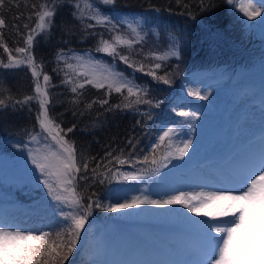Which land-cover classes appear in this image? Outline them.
<instances>
[{
  "label": "snow or ice",
  "instance_id": "1",
  "mask_svg": "<svg viewBox=\"0 0 264 264\" xmlns=\"http://www.w3.org/2000/svg\"><path fill=\"white\" fill-rule=\"evenodd\" d=\"M59 0H48L46 3L32 5L34 11L29 14L36 17L34 27L29 23L23 25L27 35L19 32V26L13 24L17 34L23 36V47H15L13 50L5 42L3 33H0V48L8 54V62L0 60V67L6 69L21 68L26 66L31 72L32 91L24 93L22 98L11 94L0 83V110L9 106L20 110L26 106L31 111V102L38 101L39 112L37 122L41 132L32 135L28 133L30 143L35 142L36 147L28 149V159L35 171L39 173V184L47 190V195L53 202L48 207L59 215L61 225L58 230H42L39 228H20L12 224L4 217H0V264H65V261L78 249V242L82 240L86 231V223L92 215L93 209H101L107 213L120 212L123 210L140 208L143 205H151L157 208L180 207L186 213L194 217L206 219H192L185 214L186 221L191 231L195 232L199 241L195 245L186 243V250L194 251L196 260L191 264H264V150L259 153H251L244 160L233 162L228 165L222 175L215 179L206 180L208 187L196 191H177L164 199H149L146 196H133L125 199L123 203L102 204L94 199L95 192L91 189L94 185H103L111 179L122 181H140L145 177L130 171H120V166L128 164L135 167L138 163L156 165L150 169L153 174H159L160 167L156 159L157 148L167 139L163 160L170 161L172 158L183 159L188 153L191 141L182 142L181 145L172 144L174 128H167L158 135L156 142L151 147V160L148 155L143 159L132 160L135 154L138 140L135 136L127 139L126 147L130 149L127 154L125 148H112L109 146L103 156H86L80 153L75 146V141L68 138L77 127L75 123L71 127H61L63 120L50 115L49 105L52 103L50 88H55L51 77L42 71V62L37 63L34 47L38 44L37 36L43 34L51 37V29L54 27L56 5ZM113 9L119 0H99ZM179 2V0H178ZM229 5L234 6L249 21L261 17L259 21L264 24V0H227ZM8 5L20 7L18 0H8ZM6 7L5 0H0V12ZM27 7V0H25ZM73 19L79 22L84 37L93 38L99 35L96 51L119 61L133 70L143 72L144 62L133 59V55H140L136 45H142L144 37L139 20H119L111 17L98 7L95 0H75ZM213 0H200L202 11L210 10ZM14 19L19 20L16 16ZM116 19L117 23L112 21ZM94 21L95 23H92ZM6 20L0 15V29L6 27ZM97 27L105 28L109 38L104 33L97 34L89 29ZM69 37L75 34V26H65ZM68 41H65L67 43ZM142 51V50H141ZM177 45L173 44L163 56L155 55L157 61L165 60L168 56H177ZM57 67L53 71L63 73L61 84L70 86L68 90L73 94L68 103L72 106L66 109L71 111L72 116H83L85 111H90L93 105L99 103L101 108L108 105L105 111L115 109L133 110L141 116L151 118L150 112H140V105L149 108L159 107V102L149 99L147 88L138 84L134 78L118 70L113 64L102 59L95 58L91 52L78 55L69 50L68 53L58 51L56 55ZM144 59H148L147 56ZM63 64V67L60 64ZM161 68L160 63H155L153 69ZM153 80L165 85L170 84L169 74L159 75L155 70L146 72ZM42 77V81H41ZM90 85L96 89H103L105 96L112 93L120 94L123 98L121 104L111 105L107 98L85 102L81 99L85 95L84 89ZM126 93V95H125ZM199 100H207V95L199 92L188 93ZM84 108L81 109L80 105ZM175 115L185 121L196 118L195 112L174 110ZM63 113H61V116ZM137 125L143 123L137 120ZM39 138V139H38ZM264 145V139L261 140ZM85 193H88L85 195ZM193 220L195 221L193 223ZM109 243L105 237L94 241L92 264H101V257L108 254ZM189 264V262H184Z\"/></svg>",
  "mask_w": 264,
  "mask_h": 264
},
{
  "label": "trees",
  "instance_id": "2",
  "mask_svg": "<svg viewBox=\"0 0 264 264\" xmlns=\"http://www.w3.org/2000/svg\"><path fill=\"white\" fill-rule=\"evenodd\" d=\"M20 7L8 5V0H5L6 7L0 12V15L6 20V27L0 29L3 33L5 42L13 50L15 47H23V36L17 34V29L12 25L19 26V32L27 35V30L23 25L29 23L30 27H34L36 17L33 15L32 20L29 21L28 16L34 11L32 5L46 3L48 0H27V7H25V0H18ZM96 4L103 12L111 17H118L119 20H139L144 31L162 35L163 33L178 43H182L186 49H191L190 53H194L195 62L194 68L198 71H212L221 66L223 62H228L229 59H239L246 63L247 66H252L259 57H250V52L261 48L262 41L260 38L252 37L251 44L244 46L237 50L240 40L232 38L225 33L224 23L228 12L227 0H213V7L210 10L202 11L200 8V0H119L118 4L113 9L111 6L103 5L99 0H95ZM75 0H59L56 5L57 11L54 17L55 24L51 29V37L41 34L37 36L38 44L34 47V54L37 63L42 62V71L46 72L51 77L52 84L55 88H50L52 93V103L49 105L50 115L54 116L57 121L63 120L61 127H71L73 123L77 125L72 133L68 134V138L75 141V146L78 151L86 156H103L105 150L111 146L112 148H125V153L130 150L126 147L127 139L135 136L138 140L135 154L132 160H142V154L148 151L151 132L154 131L156 120L150 122L146 116H141L139 112L133 110L115 109L111 112L105 111L108 105L101 108L99 103L93 105L90 111H85L83 116L73 117L71 111L66 109L72 106L68 103L72 97V93L68 90L70 86L61 84L63 73L53 71L57 67L56 55L58 51L68 53L73 50L75 54L83 55L87 52L95 58L104 60L105 62L113 64L118 70L127 74V66L119 61V58L113 60L107 55L97 52V37H84L78 21L73 19L72 13L75 11ZM19 16L16 20L14 17ZM113 23H117L114 19ZM92 23H95L92 21ZM227 23V22H226ZM75 26V34L69 37L65 31V26ZM89 32L95 31L97 34L104 33L105 38H109V33L105 28L97 27L89 29ZM182 36H184L182 38ZM65 41H68L65 43ZM219 41V42H217ZM192 55V57H193ZM0 60L4 63L8 62V54L0 48ZM63 67V64H60ZM188 71V70H187ZM188 71L187 74H189ZM42 79V77H41ZM33 77L26 66L21 68L6 69L0 67V83L7 89H10L11 94L18 98H22L24 93L35 94L32 91ZM85 95L81 97L85 102L92 100L99 101L107 98L109 104H121L123 98L120 94L112 93L110 96H105L103 89H96L90 85H86L83 90ZM173 103H184L186 98L178 93L170 98ZM31 111L26 106L23 110L17 105L13 110L11 106L0 110V149H8L10 146L22 145L30 138L28 133L35 135L39 133L40 127L37 122V114L39 112L38 101L31 102ZM83 109L84 105L81 104ZM140 112H143L140 109ZM61 113L63 115L61 116ZM137 120H142L143 123L137 125ZM180 143V142H179ZM176 142V145H181ZM147 147V149H145ZM1 153V152H0ZM174 165L181 162L179 158H173ZM156 167L151 163H138L135 167H130L127 163L120 166V171L135 172L138 175L145 177L140 181H122L118 179H111L106 181L103 185L96 184L91 191L95 192L94 199H98L100 203L105 204L108 200L120 197L129 188L134 186L140 187L145 185L148 180H153V174L150 169ZM158 185L165 184V175L157 177ZM152 186V185H150ZM151 188V187H150ZM88 193H85L87 195ZM52 202L46 196H43L40 190L24 189L22 187L4 185L0 182V217H4L10 223L29 224L32 221L36 222L41 216L47 218L52 223L60 222L53 209L48 206ZM92 211V219L89 222H97L100 218ZM40 225H46L42 222ZM86 226V229L93 226ZM113 226L106 224L102 226L103 237L107 238L108 242H113V246L117 244H126L127 250H131L130 246L139 247L137 234H133L124 226L112 229ZM141 229V230H140ZM155 229L152 225L142 224L139 226V232L149 236ZM76 250L74 256L70 258L66 264H92V260L85 263V258L93 252L92 245L84 246ZM132 255V254H131Z\"/></svg>",
  "mask_w": 264,
  "mask_h": 264
},
{
  "label": "rangeland",
  "instance_id": "3",
  "mask_svg": "<svg viewBox=\"0 0 264 264\" xmlns=\"http://www.w3.org/2000/svg\"><path fill=\"white\" fill-rule=\"evenodd\" d=\"M253 2L258 3V0H253ZM226 11L228 12V16L226 17V21L224 23L225 33L232 38L240 40V45L236 48L237 50H240L244 46H248L251 44L250 39L252 37L264 32V24L259 22L261 17H256L255 20L249 21L232 5H228ZM262 16H264V13H262ZM256 20L258 21L257 23ZM141 35L144 37L142 45L135 46L137 51L140 52V55L136 56L134 54L133 59L142 60L144 62V71L133 72V70L130 68L126 69L129 78H134L138 84L148 89V98L152 99L154 102H159V107L149 108L147 105L139 106V109H141L143 112L151 113V118L146 117L147 120L150 119V122L156 120L154 121V131L151 132L150 139L148 140V151L142 154V158L144 155H148L149 160H151V147L156 142L158 135L162 134V132L167 130V128L175 129L171 142L173 145H176V131L179 126L185 122V120L176 116L174 110L184 111V107L181 103H173L170 98L174 97V95L177 93L179 95H187L189 91L194 92V84L191 82V79L188 78L186 73L191 66L193 58H195V55H193V52L190 53L191 49H186L182 43L174 42L166 33L157 35L154 32L150 33L149 31L143 30ZM183 37L184 36H182V38ZM173 44L177 45V50L179 53L178 57L168 56L167 59L161 61L154 59L155 55L163 56L166 52H168L169 48ZM145 56H147L148 59L145 60ZM155 63H160L161 68L153 69V65ZM150 70H155L161 76L165 75L166 73L169 74L168 78L171 80V83L165 85L153 80L151 76L146 75V72ZM224 89L226 90V87ZM212 92L217 96L216 100L226 97L224 92H221L216 88H213ZM251 108L252 107H249V109ZM215 116L218 117L217 114ZM236 119L237 118L235 114H231L230 112L223 109V111L219 114L218 119V127L220 124L224 125L222 129H219L220 134L225 135L233 132L235 130L234 124L236 123ZM249 122L250 120L247 119L246 126L249 124ZM215 124H217V121H215ZM249 131L250 130H248V132ZM206 135H208V132L204 133L203 137ZM29 140L30 138L22 145L10 146L8 149H6V151H4L3 148L0 149V177L2 178L0 182L3 183L5 181L6 174L9 176L12 172H15L11 171L12 169L19 168L25 177L24 179H26L24 180V183L21 187L24 189L31 188L40 190L43 196L49 198L47 195V190L43 187V185L39 184L38 179L35 178L39 176V173L35 171L33 165L28 159V149L37 146L35 142L30 143ZM261 140L262 139L259 138H256V140L250 139L249 142H247V146H240V148L233 155H231L233 158H235L243 151V153L239 155V159L235 160L227 157L228 159L225 161L226 165L228 166L233 162L244 160L251 153H259L261 150H264L261 148ZM167 143L168 141L166 139L156 151L158 165L166 163L167 167H160L159 174H155L152 181L148 180L145 185H141L140 187L134 186L133 188L127 189V191L120 197L108 200L105 205L117 202L123 203L125 199H131L133 196H146L149 199H164L169 195L175 194L177 191H196L200 190L201 188L206 189L208 185L203 182L220 177V172L222 174L225 170V168H223L220 163H217V160L211 163L199 161L198 164H191L189 167H187L181 176L177 177L176 181L172 182L168 187L163 186L158 188L157 184L159 179L157 177L162 176V174H164L167 170L172 169L174 164L173 158L170 159V161H164L162 158ZM145 149H147V147ZM205 151L207 150L204 149L201 152L196 151V153H204ZM205 156L208 157V155ZM8 171L11 172L9 173ZM9 183H13L12 185L15 186L18 184L15 181H10ZM94 212V215L100 219L97 220V222H92V225L88 220L86 226L91 225L93 227L89 228L88 230L86 229V231L83 233L82 240L78 242V248L81 247L84 241H86L84 246L90 244V246L92 245L93 247L94 241L100 237H103L104 235L102 229L103 225L110 224L113 226L112 229H116L120 225L121 228L125 226L130 231H138L135 226L139 225V222L144 223L148 220L151 222H153V220H162L164 223L160 225L165 226V230L157 231L148 238L152 244H155L156 249L160 251L158 254L159 259L155 264H184V262H189V264H191V262L196 260L194 251L186 250L185 245L189 242L195 245L198 243L199 237L195 232L187 228L186 224L188 223L184 214L186 213V210L183 208L178 206L174 208H157L151 205H143L140 208H133L114 213H107L101 209H97ZM186 214L192 219H206L204 217L198 218L191 216V214ZM57 216L59 217V215ZM92 216L93 215H91L89 219H92ZM169 219H171L170 222L168 221ZM42 222L46 223V225H40ZM174 222L177 223L174 224ZM194 222L195 221L193 220V223ZM12 224L18 225L20 228L24 229L39 228L45 231L51 230L53 232L62 226L61 221L52 223L43 216H41L38 221H32L29 224H24V222ZM108 243L109 251L107 255L100 258L101 264H137L135 258H133L132 255L129 256L126 244L123 243V245L117 244L113 246V242ZM160 244H166L167 248L165 249ZM75 252L76 251L73 252L69 259L74 256ZM85 259V263L91 260L93 261V252L90 253L89 251V255ZM67 261H65V264ZM141 262L144 261L141 260Z\"/></svg>",
  "mask_w": 264,
  "mask_h": 264
},
{
  "label": "bare ground",
  "instance_id": "4",
  "mask_svg": "<svg viewBox=\"0 0 264 264\" xmlns=\"http://www.w3.org/2000/svg\"><path fill=\"white\" fill-rule=\"evenodd\" d=\"M24 176L22 174V172H12L8 177V181H11L9 179H15L17 182H21L24 180ZM26 180V179H25Z\"/></svg>",
  "mask_w": 264,
  "mask_h": 264
}]
</instances>
